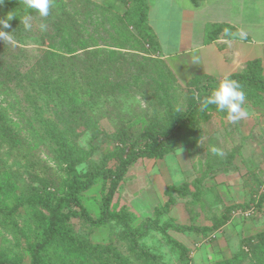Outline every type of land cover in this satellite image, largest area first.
I'll list each match as a JSON object with an SVG mask.
<instances>
[{"label":"rangeland","instance_id":"rangeland-1","mask_svg":"<svg viewBox=\"0 0 264 264\" xmlns=\"http://www.w3.org/2000/svg\"><path fill=\"white\" fill-rule=\"evenodd\" d=\"M148 2L153 27L158 32L157 47L140 39L136 19L122 16L126 10L138 15L137 0H54L56 12L63 7L75 17L76 25L66 30L70 35L64 36V42L54 27L55 20H47L49 30L41 32L36 26L40 22L38 13L26 9L20 1L14 7L19 23L9 29L0 25V30L11 32L15 41L5 54L16 64L14 70L22 72L18 77L13 76L16 71L9 77L0 75V107L11 120L12 130L23 139V149L28 154L19 160L0 141V184L5 173L13 180L7 191L0 192V208L7 210L20 200L23 203L12 214L0 211V258L29 263L27 246L40 234L37 213H46L35 207L33 200L40 195L45 181H55L49 190L59 192L66 177L67 155L75 158L80 172L105 163L110 166L113 161L105 162L103 155L119 144L122 132L128 136L134 131L132 136L136 138L143 123L156 118L166 122L167 108L183 112L188 100L197 96L195 86L177 82L158 52L175 48L176 21L185 7L180 1L178 6L171 0ZM183 3L187 5L188 1ZM28 15L33 18L31 31H26L21 23ZM69 50L75 51L70 54ZM86 50L101 52L95 57L85 54ZM103 51L111 57L107 58L109 61L116 59L123 64L119 84L123 78L128 81L118 94L98 101L87 98L82 95V88L91 78L82 76L77 80L78 96L71 103L41 91L40 65L46 64V58L51 59L48 52H61L67 59H73L65 61V71L72 68L85 74L84 66L93 57L95 60L104 57ZM106 74L110 85L115 84L117 78L112 69ZM243 90L247 96L245 106L250 111L246 120L231 124L225 112L198 110L184 129L186 139L176 142L172 153L164 157L169 170L179 166L176 176L179 180L172 182L178 185L187 182L186 196L169 191L175 197L174 205L168 212L162 211L171 195L156 190L151 181L150 175L156 174L158 163L154 164L155 159L139 158L127 170L111 206L116 211L125 206L135 218L127 226L110 221L99 227L72 218L83 248L77 250L78 244L60 246L56 250L58 258L55 256L51 261L78 264L84 258L85 264H264V246L256 237L264 229V214L255 211L251 216L241 217L238 209L254 205L264 190V150L261 155L256 154L255 132L249 126L252 110L264 115V94L260 103L252 105L249 94L253 92ZM85 100L90 102L85 104ZM254 126L264 127V119H258ZM88 133L90 140H86ZM82 143H87V147L81 146ZM211 146L221 148L224 156L213 155ZM225 174L231 180H227L228 184ZM240 179L247 188L244 202L241 195L231 198L226 191L229 186L239 185ZM102 191L98 180L80 197L93 217L100 214ZM159 202L156 208L161 212L157 216L153 206ZM253 224L256 230L251 232ZM173 226L189 229L176 234ZM170 236L187 250L175 248Z\"/></svg>","mask_w":264,"mask_h":264},{"label":"trees","instance_id":"trees-1","mask_svg":"<svg viewBox=\"0 0 264 264\" xmlns=\"http://www.w3.org/2000/svg\"><path fill=\"white\" fill-rule=\"evenodd\" d=\"M20 0H5L0 7L3 9L0 13V19L7 16L9 12L15 15V18L10 22L11 25H16L19 23L17 12H15L14 7L16 2ZM127 2L128 0H121ZM197 3L199 0H193ZM139 3L137 8V16H133L131 10H126L123 12L122 16L136 19V28L139 32L140 39L143 40L148 46L157 47V40L155 39L151 27L147 23V3L143 0H137ZM78 5H75L77 8ZM59 12L55 6L51 9V15L48 20H55L53 22L58 35L64 42V36L69 37L68 30L75 20L74 14L68 12L63 7H60ZM74 8V9H75ZM76 25V22L73 26ZM228 29L236 32L234 27L228 24H223ZM9 44H5L4 41L0 40V75L9 77V74L13 71V76L18 77L22 72L19 70H14L16 64H12L8 60L5 54L8 50ZM85 47H83L84 49ZM75 50H69L70 54L74 53ZM101 50H95L94 52H88L86 50L84 53L88 54H98ZM159 52V51H158ZM105 54L100 60H95V57L91 58V62L84 66L85 74H81L80 71H75L69 68L65 71V61L71 62L73 59H67L61 52H48L50 58H46L44 61L46 64L40 65V78L38 82L40 83L41 91L47 93L51 98H64L67 103H71L75 97L78 96L77 91V80L78 77L82 76L84 78H91V82H87L84 86L82 95L94 99L95 101L101 98L112 97L118 94L119 91L127 86V79L123 78L122 84H119L122 80V63L109 61L107 58L110 56ZM111 58V57H110ZM119 64V65H117ZM13 65V66H12ZM114 76L117 78L115 84L110 85L107 81V70H111ZM170 71V69H169ZM171 73V71H170ZM172 74V73H171ZM173 75V74H172ZM174 77V76H173ZM230 78L237 80L242 88L253 92L251 95L253 99L252 105H256L262 101V95L264 94V73L261 66V61L259 59H254L248 61L241 71L232 73L229 75ZM175 78V77H174ZM218 79L203 74L195 75L189 79L186 84L195 86L197 95L202 99L205 95L210 94L213 87L218 83ZM244 91V90H243ZM100 98V99H99ZM86 99V98H85ZM103 100V99H102ZM248 101V100H247ZM90 101H84L85 104ZM188 104L183 112H177L176 108L169 107L166 110V122H162L157 118L152 122L147 124L143 123L141 130L138 131L137 137L134 138L132 135L134 131L129 132L128 136H125V132H122L121 136L118 137V142L114 150L110 153L103 155V160L105 162L113 161V164L108 166L105 164L88 169L86 171L80 172L76 169L77 161L70 154L66 156L65 170L66 177L61 185L59 192H51L49 190V185H55V181H45L42 186V190L39 196L33 200V205L35 207H40L46 211L37 213L38 228L40 234L37 238L27 246L28 252L30 254V261L28 264H60V260H54L58 254L56 250L62 246L64 248L74 247L78 244L77 250H82V243L79 241L78 231L74 228L71 219L77 218L84 220L87 224L94 227H99L109 223L110 221H117L125 226L131 222L135 215L123 206L120 211L112 209V201L114 195L119 190V187L126 175L129 167L139 158H152L160 159L166 154L172 152L175 149L176 142L180 140H185L186 135L185 128L188 123L193 119L194 113L200 110V105L195 98L188 100ZM209 109L216 110L215 106H209ZM224 114V112H220ZM11 120L6 116L3 109L0 107V141L5 143L10 153L14 154L19 160L25 159L27 157V151L23 149V139L19 137L18 133L12 130ZM133 133V134H132ZM125 136V138H124ZM132 137V138H131ZM28 163V162H25ZM28 165V164H27ZM5 180L0 184V192L7 191L12 185L11 175L8 173L4 174ZM100 180L102 184V195L100 199V214L98 217H93L88 212L87 208L83 205L81 201V195L85 191L89 190L91 186ZM188 183L184 182L180 185H170L168 186L164 193L169 194V191H175L177 196L187 195ZM174 196H169L166 203L163 204L162 211L168 212L170 207L174 205ZM264 199V190L258 194L257 200L254 205L250 206H240L239 213L241 217H248L253 215L255 211H261V203ZM20 200L14 206L0 211H5L7 214H12L16 211V208L22 205ZM155 211L157 216L160 214L161 210L156 208ZM247 210H252L248 215L243 212ZM263 213V212H262ZM264 214V213H263ZM173 230L176 232H182L187 227L173 226ZM171 244L180 249L181 251H186L187 248L181 244L176 238L170 236ZM261 241V245L264 246V229L262 232L256 235ZM250 239V237H247ZM79 242V243H78ZM79 247V248H78ZM78 264H85L84 258H80ZM0 264H23L18 260H7L0 258ZM224 264H229V262H224Z\"/></svg>","mask_w":264,"mask_h":264},{"label":"crops","instance_id":"crops-1","mask_svg":"<svg viewBox=\"0 0 264 264\" xmlns=\"http://www.w3.org/2000/svg\"><path fill=\"white\" fill-rule=\"evenodd\" d=\"M177 1H180V4L182 3L185 7L180 11V17L176 21L177 44L170 51H159V55L166 62L177 82L185 84L193 76L203 74L220 80L224 76L241 71L248 61L254 59L261 61L264 73V2L261 0H199L194 3L193 0H187L188 4L185 5L184 0H171L174 4H177ZM146 3L147 23L151 27L155 39L159 42L158 32L153 27L151 20L152 7L148 0ZM2 11L3 9L0 7V13ZM223 24L234 27L236 31L243 29L247 32V39L226 37L224 33L225 29L228 28ZM193 54L200 57L201 64L194 65L191 63ZM252 111V116L249 118L252 124L249 126L255 132V143L258 146L255 147L256 154L261 155L264 150V134H262L264 127L254 126V124L258 119H264V115L262 111ZM164 157L155 159L154 164L157 165L158 163L156 174L150 175L156 190L162 194L168 186L178 185L173 183V180H179L176 178L179 174V166L174 170H169ZM151 160L154 159L151 158ZM224 178L227 184V180L231 181L226 174ZM243 183L245 182L240 179L239 185L229 186L226 189L231 198L241 195L244 202L247 188L244 187ZM159 204L160 202L155 206ZM261 211L264 213V199L261 203ZM253 227L251 232L256 230L254 224ZM176 234L173 235L177 237Z\"/></svg>","mask_w":264,"mask_h":264},{"label":"clouds","instance_id":"clouds-1","mask_svg":"<svg viewBox=\"0 0 264 264\" xmlns=\"http://www.w3.org/2000/svg\"><path fill=\"white\" fill-rule=\"evenodd\" d=\"M5 0H0V4H3ZM20 2L25 6L26 9L34 10L38 13L40 22L36 25L41 32H47L49 30V24L47 23L48 17L51 15V9L54 6V0H20ZM15 15L9 12L7 16L0 19V25H3L4 29L11 28L9 21L13 20ZM32 16L28 15L21 23L23 24L26 31H31L33 29ZM226 37H238L241 40L247 39V32L243 29H239L236 32H232L230 29H225ZM0 40L4 41L5 44H14V37L11 32L0 30ZM191 63L194 65L201 64L200 57L193 54L191 58ZM200 105L201 111L209 110V106H215L218 112H225L226 120L228 123L237 124L242 120H246L250 111L245 106L246 103V93L243 91L240 83L230 78L229 76H224L218 81L215 87L212 88L210 94L205 95L202 99L199 95L195 97ZM179 112V110H177ZM91 139V133H88L86 140ZM81 146L87 147V143H82ZM210 151L213 155L223 157L224 152L221 148L217 146H211Z\"/></svg>","mask_w":264,"mask_h":264},{"label":"built area","instance_id":"built-area-1","mask_svg":"<svg viewBox=\"0 0 264 264\" xmlns=\"http://www.w3.org/2000/svg\"><path fill=\"white\" fill-rule=\"evenodd\" d=\"M252 212V210H247V211H244L243 213L245 214V215H248V214H250Z\"/></svg>","mask_w":264,"mask_h":264}]
</instances>
